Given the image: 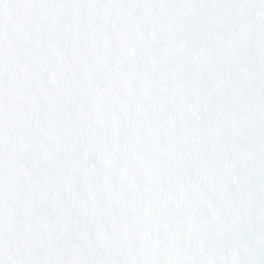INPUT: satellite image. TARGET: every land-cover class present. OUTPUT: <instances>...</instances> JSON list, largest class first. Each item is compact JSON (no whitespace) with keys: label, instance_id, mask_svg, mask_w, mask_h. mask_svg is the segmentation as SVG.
Masks as SVG:
<instances>
[{"label":"snow or ice","instance_id":"obj_1","mask_svg":"<svg viewBox=\"0 0 264 264\" xmlns=\"http://www.w3.org/2000/svg\"><path fill=\"white\" fill-rule=\"evenodd\" d=\"M0 264H264V0H0Z\"/></svg>","mask_w":264,"mask_h":264}]
</instances>
